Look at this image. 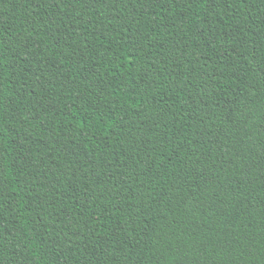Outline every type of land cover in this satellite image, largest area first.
<instances>
[{
	"label": "trees",
	"instance_id": "1",
	"mask_svg": "<svg viewBox=\"0 0 264 264\" xmlns=\"http://www.w3.org/2000/svg\"><path fill=\"white\" fill-rule=\"evenodd\" d=\"M0 264H264V0H0Z\"/></svg>",
	"mask_w": 264,
	"mask_h": 264
}]
</instances>
